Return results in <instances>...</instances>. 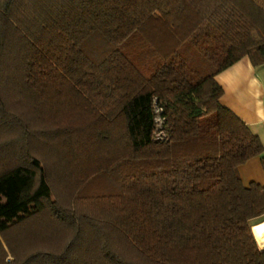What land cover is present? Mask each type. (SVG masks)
<instances>
[{
	"label": "trees",
	"instance_id": "obj_1",
	"mask_svg": "<svg viewBox=\"0 0 264 264\" xmlns=\"http://www.w3.org/2000/svg\"><path fill=\"white\" fill-rule=\"evenodd\" d=\"M244 56L264 0H0V264H264Z\"/></svg>",
	"mask_w": 264,
	"mask_h": 264
},
{
	"label": "crops",
	"instance_id": "obj_2",
	"mask_svg": "<svg viewBox=\"0 0 264 264\" xmlns=\"http://www.w3.org/2000/svg\"><path fill=\"white\" fill-rule=\"evenodd\" d=\"M222 87L220 103L242 119L259 137L263 151L239 166L244 185L264 184V65L253 67L244 56L215 75Z\"/></svg>",
	"mask_w": 264,
	"mask_h": 264
},
{
	"label": "bare ground",
	"instance_id": "obj_3",
	"mask_svg": "<svg viewBox=\"0 0 264 264\" xmlns=\"http://www.w3.org/2000/svg\"><path fill=\"white\" fill-rule=\"evenodd\" d=\"M261 227H264V221H262V222H260L258 224L253 225L252 228H251L252 233L254 234L256 240L259 243H263L264 242V232L256 231L257 229H259Z\"/></svg>",
	"mask_w": 264,
	"mask_h": 264
},
{
	"label": "rangeland",
	"instance_id": "obj_4",
	"mask_svg": "<svg viewBox=\"0 0 264 264\" xmlns=\"http://www.w3.org/2000/svg\"><path fill=\"white\" fill-rule=\"evenodd\" d=\"M153 18L155 19V21L161 26V27H163V28H167L168 26H167V24L164 22V20H163V18L159 15V14H157V13H155V14H153ZM157 109H156V107H155V111H156ZM159 110V109H158ZM158 120V119H157ZM156 138H159V137H156ZM257 243H259L258 241H257ZM260 244V243H259ZM262 248V247H261Z\"/></svg>",
	"mask_w": 264,
	"mask_h": 264
},
{
	"label": "snow or ice",
	"instance_id": "obj_5",
	"mask_svg": "<svg viewBox=\"0 0 264 264\" xmlns=\"http://www.w3.org/2000/svg\"><path fill=\"white\" fill-rule=\"evenodd\" d=\"M256 231L264 232V227H261V228L257 229Z\"/></svg>",
	"mask_w": 264,
	"mask_h": 264
}]
</instances>
